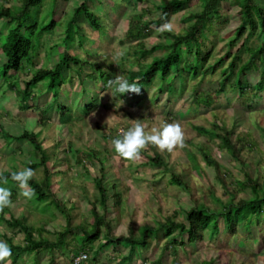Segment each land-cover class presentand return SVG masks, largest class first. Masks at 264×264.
<instances>
[{
    "label": "trees",
    "instance_id": "1",
    "mask_svg": "<svg viewBox=\"0 0 264 264\" xmlns=\"http://www.w3.org/2000/svg\"><path fill=\"white\" fill-rule=\"evenodd\" d=\"M89 1L95 2L96 0L81 2L75 7L72 16L68 19L64 36L61 38L64 46H61L63 55L54 67L43 66L34 71L32 77L25 81L22 89L17 84L15 91L18 95V102L23 109L32 106L29 100L34 88L48 80L47 89L55 92L56 89L61 88L69 81L68 77L73 68L78 69L80 77L83 75L90 81H102L104 86L108 80L116 76L113 63L106 67L104 62L91 61L79 54L69 53L67 50L74 48L76 44L79 48H83L84 42L88 39V35L83 29L85 23L98 31L99 37L105 38L107 35L108 26L105 35L99 31L104 25H102L104 18L92 9ZM190 1L160 0L156 6L159 10L157 17L148 18L149 14L152 13L150 8H142L130 16L128 28L124 36L120 38V44L135 42L142 45L141 49L135 51L138 56L136 63L141 58H147V54L153 57L151 62L145 63V65L141 64L140 67L142 68L138 70L129 68L124 60L120 62L119 67L122 75L128 78L130 82L138 81L143 87L139 95L125 94L121 97L129 100L131 104L140 106L145 102L144 98L147 99L150 96L152 101L158 102L163 94H168V99L164 104L167 105L170 101H175L184 95L183 91L186 90L189 81L196 80L192 91L194 109L206 106L208 109L211 107L220 110V104L224 103L220 98L225 99L228 105L232 104L234 98H231L229 91L231 90L237 92L236 102L243 107L240 109L241 113L255 111L264 93V5L257 0H200L201 8L190 12L183 19L186 22L183 33L165 32L166 43L160 41L153 45L152 49L145 50L143 41L153 34L154 28L164 23L165 18L168 19L170 16L186 10ZM228 1L230 3L228 4L229 9H227L228 12H225L223 4ZM44 2L45 0H16V3H12V0H0V20H4L0 34L3 36L6 33L0 39L5 54L0 60V75L6 80L4 82L9 89L13 85L7 81L12 79L17 82L20 77L19 72L18 74L14 73L13 76L10 72L26 67L30 63L33 64L36 48L39 49L42 44L49 41L44 39L45 33H53L57 25L63 24L56 17L59 0H52L51 15L45 14L44 19L40 18L43 11H38V9ZM234 6L240 7L238 11L240 17L236 21L237 24L233 31H224L226 25L234 23L233 17L228 15L230 14L229 10ZM34 9L36 10L33 13ZM49 17L50 19H48ZM221 34L225 35L223 37L225 39L231 37L228 49L215 62L211 63L209 59L214 48L212 38L222 37ZM254 35L258 36V43L251 42ZM110 36H107L106 40H110ZM209 44L213 46L208 47ZM54 47L59 46L56 44L50 48L53 49ZM160 49L162 51L161 56L153 55L154 51ZM245 53H247V57L244 59ZM24 62L27 63L23 64ZM220 68H222V73L217 88L215 90H201V84L205 77L209 74H215ZM259 69H261L259 79L251 83L249 74ZM157 77H159V85L156 86L155 79ZM235 77L237 78L235 79ZM233 80L235 82L230 86ZM176 82L181 86V91L178 94L175 92L178 88ZM151 91H154L153 95L150 93ZM145 92L146 96L144 97ZM171 92L176 94L172 99ZM81 96L82 100L86 101L83 104L84 116L102 105L99 103L101 97H98L97 93L96 98H91V95L84 89ZM131 99L133 100L131 101ZM94 101L97 102L94 103ZM64 108L61 107V110L63 111ZM62 115L64 119H67V114L63 112ZM169 116L172 118L171 114ZM239 120L241 119L233 117V122L237 123ZM236 123L233 124V127H228L224 123L220 125L216 122L210 126L195 124L188 132L187 142L192 137L206 136L209 141L214 139L221 150H226L232 158L239 161L243 166L251 162L257 170L264 172V166L260 162L264 155L263 150L257 147L259 142L252 138L253 134L250 132L236 134L234 129ZM255 124L258 125L264 142V121H255ZM4 129L5 127L0 122V131L3 132ZM3 136L8 140L10 138L9 141L28 138L35 143V150L29 151L34 154L33 158L28 159V152L24 161H26L27 167H32L37 173L36 177L30 181L31 188L35 189V196L29 201H36L34 205L36 206L35 211L38 213L35 215L39 218H32L33 210H25L19 216H15L13 213H10V217L5 216L11 207L4 209L5 213L0 214V224H5L11 232L20 234L23 238L22 241L15 242L13 234L0 232V237L12 247L11 264H25L26 262L40 264L43 260L40 256L42 254L45 259L48 255L47 261L44 263L42 261V264H56L58 254L65 249L70 252L71 264L82 251L93 252V256H90V260L87 261L88 264H100L99 255L108 256L111 248L113 251L118 250L110 257L115 264H136L138 260L142 264H178L179 252L191 253L207 237L210 241L219 243V238L226 236L225 242H228L229 238L239 235L240 230L244 228L243 236L246 239L251 240L258 237L260 241L264 240V176L261 182V177L254 179L246 172L247 177L239 181V185L244 189L250 188L252 195L235 201L239 191L229 186L220 162L208 153L205 144L200 146L199 150L205 162L215 169L222 186L231 193L229 201L227 203L220 202V205L215 204V200L217 201L219 198L215 195L213 188H207L206 195L201 200L198 189L187 181L181 172H171L166 156L169 153L164 151V155H162L155 151L154 156L149 155V163L157 169L162 168L165 172H170V184L182 188L187 193L191 204L187 210H184L185 218L182 220L178 219L176 214H168L164 217L156 214L153 219L146 220L141 232L136 231L135 222L132 221L128 232L125 233L118 232L113 223L117 222L118 225L123 223L121 222L120 210L122 209V200H125L126 195L124 189H120L117 183H109L105 168H101V174L94 179L97 194L91 201V216H85L80 211L79 206H69V203L62 200L65 194L53 188L54 174L55 172L57 175L60 173V171L55 170L59 165L58 156L61 154L58 141L49 148L52 151H49L48 149L39 150L42 145L40 136L37 133L28 132V130L22 136L10 135L7 131L3 133ZM149 148L155 149L156 147L149 146ZM255 150L257 153L252 154ZM188 151L192 152V150ZM75 152L79 156L76 158L77 163L86 168V163L82 159L85 151L78 148ZM247 154L259 156L257 158L253 156L247 160ZM89 156L98 157L97 154L94 155V152ZM253 159H256L257 163ZM12 172L5 171L2 173L8 176L9 181H11L10 174ZM9 188L13 192L12 199H15L14 187L10 186ZM110 199L113 200L112 216L109 210ZM57 209L65 216L66 224L65 228L56 232L57 235L52 238L50 233L55 231L50 228L53 222L51 217L59 215ZM129 212L132 215L133 209L130 208ZM102 237L103 240H101ZM72 239L77 242L80 249L72 245ZM154 240L159 245L156 242L153 244ZM97 241L98 246L96 247ZM71 246L73 248H70ZM119 246L127 248L128 252L125 254L117 249ZM149 250H152L154 256L146 255ZM168 253L169 255H166ZM168 256L169 258H167ZM84 261L86 260L84 259ZM201 264H213V261L202 258Z\"/></svg>",
    "mask_w": 264,
    "mask_h": 264
},
{
    "label": "rangeland",
    "instance_id": "2",
    "mask_svg": "<svg viewBox=\"0 0 264 264\" xmlns=\"http://www.w3.org/2000/svg\"><path fill=\"white\" fill-rule=\"evenodd\" d=\"M83 1L84 0H59L56 9V17L58 20H61L63 24L57 25L53 33H45L44 39L49 41L42 44L39 49L36 48L34 53L35 65L34 67L30 66L31 70L35 71L44 65L52 66L55 60L57 61L62 57L63 51H61V46H63V44L61 38L64 36L67 21L70 16H72L75 7L80 5ZM257 1L264 5V0ZM12 3H16V0H12ZM88 3L94 11H97L104 18V20H102L103 23L101 22L102 25H104L99 31L102 35H105L104 33L107 31L108 26L106 37L111 35L110 40H106V37H99V32L85 23L83 24V29L88 35V39L84 42L83 48H79L76 44L74 48L68 50L69 52L79 54L83 58H87L91 61L104 62L106 67H109V65L113 63L116 75L122 74L119 67L122 60H124L129 68L134 70L142 68L140 67L141 64L145 65V63L152 61L153 56L147 54V58H141L139 62L136 63L138 56L135 54V51L141 49L142 45L135 42L120 44V38L124 36L128 28L130 16L139 12L141 10L140 8H150L152 10V13L148 16L149 19L157 17L159 15V10L156 6L160 3V0H96L95 2L89 1ZM228 4H230L229 1L223 4L225 12H228ZM200 5V0H192L186 10L170 16L168 19L172 20L175 25V29L171 33H183L184 26L186 25L183 19L190 12L199 10L201 8ZM36 9L33 10V13ZM239 9L240 7L234 6L229 10L230 14L228 15L233 17L232 20L234 23L226 25L224 31H233L237 24L236 21H238L240 17L238 12ZM40 10L43 11V14L41 12L40 16L41 19L45 18V14L51 15L52 0H45L43 5L38 9V11ZM48 19H50V17ZM3 23L4 20H0V27ZM5 34H3V36L0 34V39L4 37ZM221 36L222 37L217 36L212 38V41H214V48L209 59L211 63L215 62L228 49V43L231 37L229 36V39H225L223 38L225 37L224 34H221ZM160 41L166 43V36L164 33L161 34L157 32L156 28H154L153 34L143 41L145 50L152 49L153 45ZM53 42H56L59 47L51 49L50 46L56 44ZM251 42L258 43V36L254 35L251 38ZM210 46L213 45L209 44L208 47ZM156 54L157 56H161V49L154 51L153 55ZM48 56L53 58L49 61L47 60ZM246 57L247 53L244 54V59ZM26 70L27 68H22L20 70V77L17 79V82H14L12 79L7 82L11 83L15 88L18 84L19 88L22 89L25 81L32 76L28 75L29 72L26 73ZM14 73L16 72H10L12 76ZM221 73L222 68L215 74L207 75L202 81L201 90H215ZM260 73L261 69L252 71L249 74V81L251 83L257 81L260 77ZM236 78L237 77H235V79ZM4 81H6L4 78L0 80V97L6 96L4 101H0V122L4 125L5 131L17 134L21 132L24 127L35 131L40 130V137H43L45 146L55 144L57 141L59 142L61 154L58 156L59 165L55 170L57 172L60 171V173L57 175L55 172L53 177L54 182L52 184L56 191L65 194L62 197L64 202L69 203V206H79L83 215L91 216V201H93L94 196L97 194L94 179L101 174V168H105V171H107L106 176L109 183H117L120 189H124L126 196L124 197L125 200H122V209L120 210L121 222L123 223L120 225H118L117 222L113 223L118 232L122 231L127 233L128 228H130L129 225H132V221L135 222L136 231L141 232L144 228L143 226L146 224V220L153 219L156 214L162 217L168 214H176L178 219L182 220L185 218L184 210H187L191 204L187 197V193H185L182 188L170 184V172H165L162 168L157 169L149 163V155L154 156L155 151L164 155L159 149H150L148 147L142 152L141 158L135 161L122 159L115 153L114 147L111 144L112 139L119 135L120 129L127 130L131 126L133 119H142L149 129L151 127H160L163 123L168 121H179L182 124L185 132L186 146L183 149L177 148L171 153L168 152L169 154H166V156L169 161L171 172H181L183 177L198 189V195L201 200L206 195L207 188H213L215 195L219 198L217 201L215 200V204L220 205V202L227 203L231 196V193L225 190L220 179L217 178L215 169L205 162L199 150L200 146L203 144L207 146L208 153L220 162L221 169L223 173L226 174L228 183L230 184L229 186L239 191L235 201L252 195L250 188L244 189L239 185V181L247 177L246 172L254 179L261 177V182L263 181V171L257 170L251 162L243 166L239 161L232 158L226 150H221L216 140L212 139L209 141L206 136H201L192 137L191 140L187 142V135L195 124L210 126V124L216 122L220 125L224 123V125L228 127H233V124L236 123L233 122V117L237 119L240 118L241 120H239L234 127L236 134L243 132H250L253 134L252 138L259 142L257 147L263 150L264 155L263 136L260 135L258 125L255 124V121H264V93L260 98V103L257 104L256 110L251 113L247 111L243 113L240 112V109H243V107L236 102L237 92H232L229 89L231 98H234L232 104L228 105L225 99L220 98L224 102L220 104V110H218L219 108L212 109L211 107L208 109L206 106L194 109L195 103L192 91L196 80H191L186 90L183 91L184 95L177 98L175 101L172 100L167 103V105H164L168 99V94H163L157 102L152 101L150 96L147 99L144 98L146 96L145 92L143 97L145 102L143 104L141 103L142 105L139 106L131 104L129 100L123 99L119 94L112 97L109 92L111 91L110 89L106 87L103 89L100 88L102 82L90 81L85 77L84 86L87 87V91L91 94L97 93V96L101 97L99 103H102V105L95 111L85 114L84 116V114L80 112L82 101L77 100L80 99L81 96V94L78 93L77 84L63 88L60 93L53 96L52 91L49 92L47 89L48 80H46L35 89V94L38 95V98L36 102L34 101L32 108L21 111L18 97L14 91H11L7 87ZM234 82L233 80L230 86L233 85ZM176 83L178 84V88H176L175 92L178 94L181 91V86L178 82ZM155 85H159V77L155 79ZM183 88L185 89V86H183ZM56 91H59V88ZM153 92L151 91L150 93L153 95ZM171 94L172 99L176 94L172 92ZM71 95L75 97L72 99H61L66 105L71 106L72 110L75 112V116L71 122L62 123L59 117L53 113H48L46 116L44 115L42 111L43 107L52 102L54 97H70ZM218 95L223 96L222 94ZM91 98H93V95H91ZM132 100L133 99H131V101ZM96 102L94 101V103ZM77 104L80 105L78 106ZM36 106L39 108H36ZM82 110L85 111L84 109ZM92 113H96L95 116H93ZM170 114L172 118H170ZM110 116H112L110 124L106 125L104 122ZM185 129H187V131H185ZM9 143V140H6L3 133L0 132V172H11L13 169L21 170L26 167L24 158L27 156L28 152H20L19 150L21 149L19 146H14L21 142H15L14 145L13 143ZM24 143L26 146L33 147L28 141H24ZM26 146L22 143L21 147L24 149ZM78 148L85 151L82 159L84 163H86V168L83 165H79L76 161V158H79L75 152ZM66 149L69 151L67 152ZM188 150H192V152ZM93 152L94 155H98L97 158L89 156ZM256 153V150L252 152V154ZM252 154H247V160L254 156ZM33 155V153L29 152L28 159L33 158ZM81 156L80 154V157ZM258 156L259 155H256L254 157L257 158ZM253 161L257 163L256 159H253ZM260 162L261 165L264 166V157ZM14 185V182L9 181L8 185L5 186L10 187ZM15 188H17V185H15ZM16 193L17 202L11 207L12 212L16 216H19L24 213L25 210H33L34 213L31 215L32 218L38 219L39 216L35 215L38 213V211H35L36 206L34 203L36 201L31 202L28 198L19 195V188ZM112 203L113 200L110 199L109 210L111 216L113 214ZM130 208L133 209L132 215L129 212ZM57 213L59 214L58 216L51 217L53 222L50 228L55 231L50 233L52 238H55L57 235L56 232L63 230L66 224L65 216L61 214L58 209ZM7 215L9 216V213ZM31 221L33 222V220ZM34 223L37 224V222ZM243 229L240 230L239 235L229 238L228 242H225L226 236H221L219 238V243L210 241L209 237L205 238V241L197 246L191 253L187 254V252L184 251L179 252L177 263L201 264V259L207 258V260H212L213 264H264V240L260 241L258 237L251 240L246 239L243 236ZM257 229H259L258 226ZM0 232L13 234L15 242L23 240L20 234L11 232L5 224H0ZM0 240H3V238L0 237ZM101 240H103V237ZM155 242L158 244L155 240L153 244ZM72 245L80 249L77 242L73 239ZM95 245L96 247L98 246V241ZM73 246L70 248H73ZM117 249L123 251L125 254L128 252V249L123 246H119ZM117 251L118 250L113 251V248H111L108 256L99 255V263L115 264L114 260L112 261L110 257ZM84 254H87L88 258H85L86 261H84L83 264H88L87 261L90 260V256H93V252L90 251L86 253L82 251L79 255ZM146 255L149 257L154 256L152 250H149ZM166 255H169V253ZM40 256L43 259L40 264H42V261L43 263L47 261L48 255H46V259L43 258V254ZM167 258H169V256ZM27 260L29 261V259ZM25 264L29 263L26 262ZM56 264H71L70 252L68 249L58 254ZM136 264L142 263L138 260Z\"/></svg>",
    "mask_w": 264,
    "mask_h": 264
},
{
    "label": "clouds",
    "instance_id": "3",
    "mask_svg": "<svg viewBox=\"0 0 264 264\" xmlns=\"http://www.w3.org/2000/svg\"><path fill=\"white\" fill-rule=\"evenodd\" d=\"M174 29H175V25H174L173 21L166 19V18H165L164 23H162L158 27H156V31L161 33V34H163L165 32H173ZM53 43H56V42H53ZM56 44H54V45H56ZM50 47H52V45ZM61 49H63V48L61 47ZM67 50H71V49H67ZM69 53H71V52H69ZM3 56H5L4 48H3V45H0V60ZM52 58L53 57L48 56L47 60L50 61ZM57 61L55 60V62L52 66L44 65V64L43 65L45 67L52 68V67H54V65ZM26 63L27 62H24L23 64H26ZM34 65L35 64H34V60H33V64L30 63L26 67H23V68H27V70L25 72L26 73L29 72L28 75H33L34 71L30 69V66L34 67ZM21 69L14 71V72H16V74H18V72H20ZM3 78L4 77L0 75V80H2ZM68 78H69V81L67 83H65L61 88H59L58 93H60V91L63 88H67L69 86H74L75 84L78 85V93L79 94H81V92L87 88L84 86L85 77H83V75H82V77H80V75H78V69L73 68L71 70V73L69 74ZM98 82H102V81H98ZM24 85H25V83H24ZM104 87L111 90L109 92L111 93L112 97H114L116 94H119V96L125 95V94L139 95V94H141V90L143 88L139 84L138 81L130 82L129 79L126 78L122 74H117L113 79L108 80L105 86H104V83L102 82L101 89H103ZM36 88H38V86ZM36 88L33 89V93H32L33 98L30 97V100H29L30 105H32V106L34 105V101L36 102V99L38 98V95L35 94ZM15 89H16L15 87H11L10 90L14 91L16 94ZM86 91H87V89H86ZM49 92H51V91H49ZM52 93H53V96H55V94H57V91H55V92L52 91ZM88 94L89 95L95 94V95H93V97L96 98V93L91 94L88 92ZM16 96L18 97L17 94H16ZM73 97H75V96L71 95L70 97H60V98L54 97L52 102H50L48 105L43 107L42 111L44 112V115L46 116V114H48V113H53L59 117V120L62 123L71 122L73 117L75 116V112H74V110H72L71 106L66 105L64 103V101H61V99L62 98L72 99ZM5 99H6V96L0 97V101L1 100L4 101ZM77 100L82 101V105L80 106V108H81L80 112H82L84 114V111L82 109H83V104H85L86 101L82 100V96H80V99H77ZM78 101H77V103H78ZM77 105L79 106L80 104H77ZM32 106L27 107L26 109H23L21 107V105L19 104V108L21 111L29 110L30 108H32ZM61 107H65L63 109V111L61 110ZM36 108H39V107L36 106ZM45 110H47V111L45 112ZM63 112L65 114H67V119L63 118V115H62ZM95 114L96 113H92L93 116H95ZM111 119H112V116L108 117V119L104 123L106 125L110 124ZM27 130H28V132L37 133L39 136H41L40 130L36 129L37 131H35V130H32V129L30 130L29 128H25V127L22 129L21 132H19L17 134H14L12 132H9V133H10V135L22 136L25 132H27ZM4 132L5 131H3L2 133H4ZM40 138H41L40 142L42 145H41L39 150L48 149L49 151H52L49 148L53 144L45 146L43 137H40ZM5 139L8 140L7 138H5ZM9 140H10V138H9ZM24 141L30 142L33 145V147L26 146ZM9 142L13 143V145L15 142H21L20 144L14 145L16 147L19 146V148L21 149V150H19L20 152H25V151L29 152V151L35 150V143H33L32 140H29L28 138L14 139L13 142H12V140ZM22 143L26 146L24 149H22V147H21ZM111 144L114 147L115 153L119 157L124 158L126 160H131V161H135L137 159H140L142 152L146 148H148L149 146H154L157 149H159L161 152L167 151L169 153L173 152L177 148L183 149L186 146L185 145V132H184V129L182 127V124L179 121H173L170 123L165 122L160 127H151L149 129L148 126L143 122L142 119H133L131 126L127 130L120 129L119 135L116 138L112 139ZM26 149H28V150H26ZM24 160H25V158H24ZM24 163H26V161H24ZM13 170H18V169H13ZM6 172H9V171H6ZM36 175H37V173H36L35 169H33L32 167L26 166L25 168H22L21 170L13 171L10 174V179L12 182L15 183V185H17V188H15V185L13 186L14 189L17 191H18V188L20 189L19 195H22L23 197L31 199L35 196V189L31 188L30 181H32L36 177ZM8 183H9V177L5 176L2 172H0V214L5 213L4 209L13 207L14 203L17 202L16 198L12 199V197H13L12 189L5 186V185H8ZM17 191H15V192H17ZM16 196H17V193H16ZM8 213H9V216L7 215ZM10 213H13L11 208H10V210H7V212L5 213V216L10 217ZM12 255H13L12 247L6 241L0 240V264H11L10 258L12 257ZM79 258H80V262L78 264H83L84 259L87 258V254L79 255V256L75 257L73 264H75V261Z\"/></svg>",
    "mask_w": 264,
    "mask_h": 264
},
{
    "label": "built area",
    "instance_id": "4",
    "mask_svg": "<svg viewBox=\"0 0 264 264\" xmlns=\"http://www.w3.org/2000/svg\"><path fill=\"white\" fill-rule=\"evenodd\" d=\"M80 262V258L75 261V264H78Z\"/></svg>",
    "mask_w": 264,
    "mask_h": 264
},
{
    "label": "crops",
    "instance_id": "5",
    "mask_svg": "<svg viewBox=\"0 0 264 264\" xmlns=\"http://www.w3.org/2000/svg\"><path fill=\"white\" fill-rule=\"evenodd\" d=\"M191 1H192V0H191ZM259 3H260V2H259ZM140 9H142V8H140ZM140 9H139V10H140ZM134 14H135V13H134Z\"/></svg>",
    "mask_w": 264,
    "mask_h": 264
}]
</instances>
